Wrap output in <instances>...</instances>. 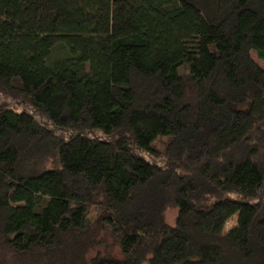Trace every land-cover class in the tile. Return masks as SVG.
Returning <instances> with one entry per match:
<instances>
[{"label": "trees", "instance_id": "1", "mask_svg": "<svg viewBox=\"0 0 264 264\" xmlns=\"http://www.w3.org/2000/svg\"><path fill=\"white\" fill-rule=\"evenodd\" d=\"M252 53L264 0H0V264H264Z\"/></svg>", "mask_w": 264, "mask_h": 264}, {"label": "rangeland", "instance_id": "2", "mask_svg": "<svg viewBox=\"0 0 264 264\" xmlns=\"http://www.w3.org/2000/svg\"><path fill=\"white\" fill-rule=\"evenodd\" d=\"M211 45L213 46L215 51L218 52L219 55H221V57L226 61V63L231 64V61H230L231 55H232L233 50L236 48V43L234 42L229 43L228 41L221 40V39H213L211 41ZM251 55L254 61L260 66V68L264 70V61L258 59L255 53H252ZM179 71L180 73H187L189 72V66H183ZM0 102L1 103L3 102L7 106H13L15 108L18 107L19 109H22L24 111L32 112L29 105L14 104L12 101L1 100V99H0ZM92 214L93 215L96 214L95 209L92 210ZM176 216H177L176 209L167 210L166 220L169 224L174 225ZM236 222H237V216L235 215L231 219H229V221H227L225 228H224V232L228 233L232 228L236 226ZM145 264H148V263H145Z\"/></svg>", "mask_w": 264, "mask_h": 264}]
</instances>
